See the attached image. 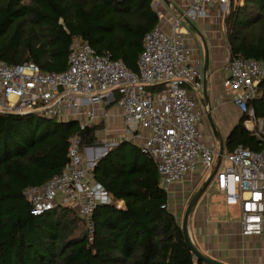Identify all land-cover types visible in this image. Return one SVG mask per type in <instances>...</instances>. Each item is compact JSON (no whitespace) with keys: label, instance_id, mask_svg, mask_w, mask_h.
<instances>
[{"label":"trees","instance_id":"1","mask_svg":"<svg viewBox=\"0 0 264 264\" xmlns=\"http://www.w3.org/2000/svg\"><path fill=\"white\" fill-rule=\"evenodd\" d=\"M159 22L154 0H0V59L60 72L80 40L137 70L145 36ZM225 30L231 57L264 60V0H230ZM258 90L250 106L264 119V76ZM247 117L242 115L225 139L226 153L240 144L263 148L264 133L247 129ZM98 127L0 112V264H207L186 242L156 162L127 139L91 170L113 198L95 208L92 229L72 205L33 213L26 189L63 171L74 136L81 139V152L97 144Z\"/></svg>","mask_w":264,"mask_h":264},{"label":"built area","instance_id":"2","mask_svg":"<svg viewBox=\"0 0 264 264\" xmlns=\"http://www.w3.org/2000/svg\"><path fill=\"white\" fill-rule=\"evenodd\" d=\"M160 1L154 0V6L162 19ZM185 2L184 11L172 20L170 31L158 24L146 34L137 70L129 68L121 58H113L108 51L100 53L80 40L72 44L68 68L60 72L45 71L32 61L8 64L0 59V112L37 113L63 122L77 121L84 128L101 120L108 123L110 109L116 106L122 130L114 132L116 128L108 126L113 131L110 134H120V140L131 141L153 158L163 186L182 181L198 166L208 178L217 164L218 152L203 139L201 128L207 115L198 93L200 99L205 98L204 74L201 61L193 59L194 49L184 22L209 18V9L227 15L230 0ZM226 70L224 87L233 92V102L241 114H249L244 120L246 128L261 137L264 119L255 116L250 104L259 95L264 60L233 56L226 63ZM158 84L164 85L161 90H151ZM80 143V137L74 136L63 171L42 186L27 188L25 194L34 214L59 204L72 205L92 229L90 220L95 208L111 203L113 198L91 176V170L118 142L111 147L107 144L98 156H94L92 148L100 142L85 147L83 152ZM223 158L229 164L219 168L212 181L228 205L240 207L242 233L262 234L264 146L254 151L240 144ZM118 206L123 207L124 201L120 200Z\"/></svg>","mask_w":264,"mask_h":264},{"label":"crops","instance_id":"3","mask_svg":"<svg viewBox=\"0 0 264 264\" xmlns=\"http://www.w3.org/2000/svg\"><path fill=\"white\" fill-rule=\"evenodd\" d=\"M185 3V0H161L159 9L164 13L159 24L170 31L172 20L184 11ZM215 12L217 11L213 10L209 18H200L194 23L199 33L204 36L209 50V68L206 73L208 98L201 99V106L205 110L211 109L213 120L225 141L242 114L224 87V79L228 75L226 63L231 57V51L226 30L222 23L217 21L219 14ZM184 26L187 38L194 49L193 59L201 61L203 70L205 49L201 36L187 21L184 22ZM110 111L111 119L108 122L110 128H116L114 132H121L122 120L119 118V109L112 106ZM206 121L208 125L207 129L203 130V139L218 152L220 142L214 135L207 117ZM224 154H228L226 150ZM223 164L222 159L219 168H222ZM206 179L207 173L198 166L182 181L166 187L168 206L181 224L190 200ZM188 230L194 244L203 253L219 261L229 264H264V232L244 235L240 207L228 205L220 191L215 193L210 188L206 190L189 215Z\"/></svg>","mask_w":264,"mask_h":264},{"label":"water","instance_id":"4","mask_svg":"<svg viewBox=\"0 0 264 264\" xmlns=\"http://www.w3.org/2000/svg\"><path fill=\"white\" fill-rule=\"evenodd\" d=\"M187 23L193 27L195 30L198 31L197 26L195 25V23L190 20L187 19ZM199 33V31H198ZM201 36V39L203 41L204 44V49H205V57H204V67H203V71H204V85H203V93L204 96H206L205 98H208L207 96V78H206V73L208 71L209 68V50H208V46L206 43V40L204 38V36L199 33ZM206 115L207 118L210 122L212 131L214 133V135L218 138L219 142H220V147H219V151H218V155H217V164L214 167L213 171L211 172V174L208 176V178L204 181V183L200 186V188L197 190V192L194 194V196L192 197V199L190 200L186 210H185V214H184V218H183V222H182V228L185 234V240L188 243V245L190 246V248L192 249L193 253L195 254V256L199 259L204 261L207 264H229V263H225L222 261L217 260L214 257L208 256L205 253H203L192 241V238L190 236L189 230H188V219H189V215L191 214L192 210L194 209V207L196 206V204L198 203V201L200 200V198L204 195V193L206 192V190L208 189L209 185L211 184L215 174L217 173L220 163L223 159L224 156V151H225V145H224V138L223 136L220 134L214 120L211 114V109L207 108L206 109Z\"/></svg>","mask_w":264,"mask_h":264},{"label":"rangeland","instance_id":"5","mask_svg":"<svg viewBox=\"0 0 264 264\" xmlns=\"http://www.w3.org/2000/svg\"><path fill=\"white\" fill-rule=\"evenodd\" d=\"M210 13L213 11V9H209ZM215 11V10H214ZM212 14V13H211ZM215 14H219V12H215ZM225 17H226V13L225 12H221L220 11V14L218 15V18H217V21L219 20L222 25L224 26L225 28ZM188 39V38H187ZM228 94L231 96V98L233 99V92L230 91V90H227ZM198 99L201 103V93H198ZM229 96V97H230ZM109 107V105H108ZM241 113V112H240ZM99 127H98V142H100L99 144L100 145H97L96 147H93V149H95V151L93 152L94 153V156L97 155V153L100 151H102L103 147H105L107 144H109V147L115 145L116 142H119L120 138L122 137L120 134H117V135H113V134H110V133H113L111 129H109V123H107L105 120H101L98 124H97ZM207 121L206 119L204 120V124L201 128L202 132L204 129H207ZM121 126V124H120ZM102 142V143H101ZM96 153V154H95ZM98 156V155H97ZM223 162L224 164L222 165V168L227 166L229 163L225 160V158H223ZM165 187V186H164ZM211 189L213 192L215 193H218L219 192V189L218 187L215 185V180L211 182V184L209 185L208 189ZM180 220V219H179ZM83 228V226H81ZM79 231V229H78Z\"/></svg>","mask_w":264,"mask_h":264}]
</instances>
